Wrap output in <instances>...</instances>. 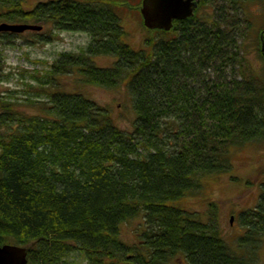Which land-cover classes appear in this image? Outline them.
Returning <instances> with one entry per match:
<instances>
[{"label": "trees", "instance_id": "obj_1", "mask_svg": "<svg viewBox=\"0 0 264 264\" xmlns=\"http://www.w3.org/2000/svg\"><path fill=\"white\" fill-rule=\"evenodd\" d=\"M121 3L0 0V23L91 38L35 75L23 97L0 93V244L32 247L29 264H77L75 253L86 264H258L264 182L257 206L238 214L244 232L233 243L217 201L203 213L180 201L212 193L237 150L264 144V74L245 64L223 2L202 0L170 31L149 30L142 18L150 33L141 48L128 39ZM19 36L1 32L0 44ZM97 57L114 62L102 67ZM72 74L84 87L123 89L133 130L120 128L111 107L66 90L60 78ZM2 75L0 49V83ZM140 216L144 228L129 244L122 226Z\"/></svg>", "mask_w": 264, "mask_h": 264}, {"label": "rangeland", "instance_id": "obj_2", "mask_svg": "<svg viewBox=\"0 0 264 264\" xmlns=\"http://www.w3.org/2000/svg\"><path fill=\"white\" fill-rule=\"evenodd\" d=\"M122 1L123 3L120 5L123 9L120 14L125 29L129 33L128 39L138 43L136 48H141L144 37L150 33L144 28L140 13L134 9L141 0ZM219 2L221 4L223 2L227 7L225 15H227L228 22L236 26L234 33L231 34H235L236 44L240 54L244 56L245 64L249 62L255 75H263L264 60L261 57L264 55H261L262 43H260L258 34L261 30L264 33V0H249L243 4L236 0L231 5H228L226 1L217 0V3ZM203 11H210V8L198 12L201 14ZM249 20H252V23ZM238 27L242 29H238ZM50 28L47 26L40 31L16 33L21 36L16 38L12 44H0L4 58V75H2L4 80L0 83V93L9 95V91H12L15 96L23 97L27 84L31 83L38 73L49 70L51 64L58 59L61 53H79L91 42L90 36L86 33L54 31L50 34ZM39 32L44 33V37L51 39V42L40 43L37 36ZM260 51L261 53H259ZM112 59L97 57L95 60L97 65L109 67L114 62ZM81 81V77L76 74L60 78V83L64 84L66 90L82 92L99 104L111 107L120 128L126 132L133 130L136 115L132 108V99L123 89L122 91H111L102 87H84L81 85ZM233 158V170L228 174L220 175L218 177L219 183L213 182V180L216 181V178L212 180V183H215L210 187L212 193L202 192L195 197L180 201L181 206H186L190 211L198 213H203L202 210L205 209L204 206L207 201H217L220 207L223 233L232 243L234 242L233 237L237 233L236 230L241 234L244 232L238 222V214L256 207L262 193L260 186L264 182V174H261L260 171L264 173V144L246 145L237 150ZM143 221L144 216H140L123 224V240L129 244L137 242L138 229L144 228ZM71 259L75 260L77 264H86L79 253H75ZM258 260V264H264V243ZM180 262L186 264V259L181 257Z\"/></svg>", "mask_w": 264, "mask_h": 264}, {"label": "water", "instance_id": "obj_3", "mask_svg": "<svg viewBox=\"0 0 264 264\" xmlns=\"http://www.w3.org/2000/svg\"><path fill=\"white\" fill-rule=\"evenodd\" d=\"M202 0H143L140 7L145 28L149 30L170 31L175 21L193 18ZM40 31L42 26L16 23H2L0 32L22 33ZM262 54L264 55V33L261 32ZM233 219V218H232ZM233 222V220H231ZM32 247L15 244H0V264H29V252Z\"/></svg>", "mask_w": 264, "mask_h": 264}]
</instances>
